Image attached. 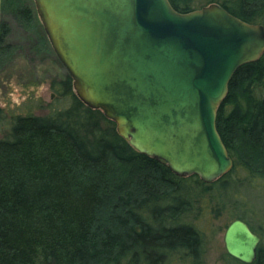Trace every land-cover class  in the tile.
I'll use <instances>...</instances> for the list:
<instances>
[{
  "label": "trees",
  "instance_id": "obj_1",
  "mask_svg": "<svg viewBox=\"0 0 264 264\" xmlns=\"http://www.w3.org/2000/svg\"><path fill=\"white\" fill-rule=\"evenodd\" d=\"M169 2L180 13L217 3L264 26V0ZM19 13L37 24L33 9ZM7 36L0 22V47ZM72 82L67 75L61 83L68 105L46 115L8 118L0 109V264H204L195 221L204 194L215 214L234 190L237 167L251 183H264V53L237 69L218 107L217 131L238 165L210 184L138 153L113 121L77 97ZM223 257L244 264L226 251ZM251 264H264L262 239Z\"/></svg>",
  "mask_w": 264,
  "mask_h": 264
},
{
  "label": "water",
  "instance_id": "obj_2",
  "mask_svg": "<svg viewBox=\"0 0 264 264\" xmlns=\"http://www.w3.org/2000/svg\"><path fill=\"white\" fill-rule=\"evenodd\" d=\"M77 97L101 110L138 153L210 184L233 168L217 110L234 73L264 53V26L212 3L188 13L169 0H34ZM244 264L260 238L240 219L224 233Z\"/></svg>",
  "mask_w": 264,
  "mask_h": 264
},
{
  "label": "rangeland",
  "instance_id": "obj_3",
  "mask_svg": "<svg viewBox=\"0 0 264 264\" xmlns=\"http://www.w3.org/2000/svg\"><path fill=\"white\" fill-rule=\"evenodd\" d=\"M23 8L35 11L37 24L19 13ZM0 22L8 26L5 45L0 47V109L4 116H43L51 109L67 106L69 97L62 96L61 83L68 73L46 33L42 35L44 28L34 0H0ZM1 134L0 130V137ZM233 162L236 167L235 158ZM237 171L232 182L234 190L224 195L220 213L210 212L208 195L204 194V208L195 215L205 238L204 264H231L223 257V238L227 225L236 215H242L250 223L264 245V183L260 180L251 183L247 172L238 167ZM216 196L212 203L217 202Z\"/></svg>",
  "mask_w": 264,
  "mask_h": 264
},
{
  "label": "flooded vegetation",
  "instance_id": "obj_4",
  "mask_svg": "<svg viewBox=\"0 0 264 264\" xmlns=\"http://www.w3.org/2000/svg\"><path fill=\"white\" fill-rule=\"evenodd\" d=\"M257 235V234H256ZM260 238V237H259Z\"/></svg>",
  "mask_w": 264,
  "mask_h": 264
}]
</instances>
